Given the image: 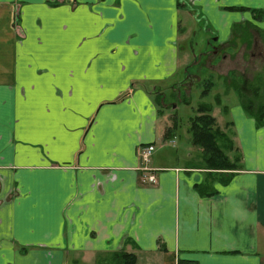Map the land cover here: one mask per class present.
I'll return each mask as SVG.
<instances>
[{"label":"crops","instance_id":"obj_1","mask_svg":"<svg viewBox=\"0 0 264 264\" xmlns=\"http://www.w3.org/2000/svg\"><path fill=\"white\" fill-rule=\"evenodd\" d=\"M188 3L226 14L224 43L239 24L264 31L250 10L264 0H0V264H117L120 251L137 264H264V122L242 103L229 183L154 156L158 181L142 180L140 145L177 139L158 99L183 59Z\"/></svg>","mask_w":264,"mask_h":264},{"label":"rangeland","instance_id":"obj_2","mask_svg":"<svg viewBox=\"0 0 264 264\" xmlns=\"http://www.w3.org/2000/svg\"><path fill=\"white\" fill-rule=\"evenodd\" d=\"M229 1L239 4L256 2ZM190 7L193 8L189 4L180 12V21L184 27L180 41L181 44L184 42L188 50L187 56H182L185 52L182 45L179 53L183 59L179 69L174 80L171 79L173 82L164 85L159 97L160 107H165L166 112L164 124L171 127L175 123L177 126V139L167 143L170 146L158 148L153 155L168 165L187 160L198 163L202 160L198 155L201 149L194 144L191 127V117L201 103H208L212 107L221 130L232 139L233 129L236 128L231 124L235 120V115L230 113L231 107L238 102L258 107L264 102V31L253 23H245L244 26L239 24L236 35L224 43L227 34L224 33L225 21L222 18L226 14L222 13L221 17L209 14L208 7L203 13ZM206 15L211 17L210 21ZM228 16L244 17L237 10H232ZM207 87L210 91L203 92ZM252 117L257 123L256 117ZM167 129L164 128V134ZM187 153L190 154L188 158ZM202 170L207 174V169ZM218 172L229 170L219 169Z\"/></svg>","mask_w":264,"mask_h":264},{"label":"trees","instance_id":"obj_3","mask_svg":"<svg viewBox=\"0 0 264 264\" xmlns=\"http://www.w3.org/2000/svg\"><path fill=\"white\" fill-rule=\"evenodd\" d=\"M230 8L236 9L237 7L230 6ZM244 8L246 7H240V9ZM250 10L253 13L254 20H262L264 15L263 9ZM254 25L258 26L256 24ZM237 29L238 28H236V30ZM208 90L210 91L209 87L203 90V92ZM243 106L252 116L256 117L258 125L263 124L264 102L258 107L252 106L251 103L243 102ZM161 111L165 112L164 109H161ZM195 111V114L191 117L192 136L194 144L201 149L198 155L202 157V160L198 163L194 162V165L201 169H207L212 179L216 178L219 169L229 170V172H221L225 181L224 183H229L234 173L240 169L241 155L238 153L233 140L221 130V127L218 125L217 117L213 114V109L208 103H201ZM173 125H175V123ZM212 186V182H202L197 184L196 188L203 195H214L217 191L214 188L210 190ZM137 261L138 257L135 253L120 251L117 264H137Z\"/></svg>","mask_w":264,"mask_h":264},{"label":"built area","instance_id":"obj_4","mask_svg":"<svg viewBox=\"0 0 264 264\" xmlns=\"http://www.w3.org/2000/svg\"><path fill=\"white\" fill-rule=\"evenodd\" d=\"M155 151L154 143L141 144L139 147V157H140V170H142V176L144 183L155 184L158 181L157 171L152 167V156Z\"/></svg>","mask_w":264,"mask_h":264}]
</instances>
